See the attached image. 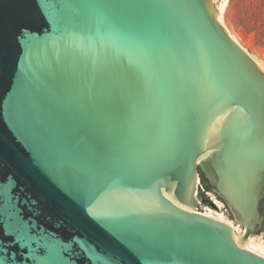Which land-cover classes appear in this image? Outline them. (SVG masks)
Returning a JSON list of instances; mask_svg holds the SVG:
<instances>
[{"label": "water", "instance_id": "95a60500", "mask_svg": "<svg viewBox=\"0 0 264 264\" xmlns=\"http://www.w3.org/2000/svg\"><path fill=\"white\" fill-rule=\"evenodd\" d=\"M263 215L264 71L212 0H0V264H264Z\"/></svg>", "mask_w": 264, "mask_h": 264}, {"label": "rangeland", "instance_id": "374dc122", "mask_svg": "<svg viewBox=\"0 0 264 264\" xmlns=\"http://www.w3.org/2000/svg\"><path fill=\"white\" fill-rule=\"evenodd\" d=\"M223 21L230 32L238 38L240 44L264 66V0H230L223 14ZM198 185L201 191H203L204 187L201 185V182ZM198 185L195 184L194 186L193 197L199 208L204 212L209 205L197 198ZM209 192L217 198L213 191H203L205 196L210 199L212 195H208ZM217 209L221 210L227 218L234 222L231 213L224 203L221 209L218 207ZM238 225L242 228L240 224ZM250 235L254 237L256 242L264 239V236L259 233L253 232Z\"/></svg>", "mask_w": 264, "mask_h": 264}, {"label": "bare ground", "instance_id": "6f19581e", "mask_svg": "<svg viewBox=\"0 0 264 264\" xmlns=\"http://www.w3.org/2000/svg\"><path fill=\"white\" fill-rule=\"evenodd\" d=\"M229 0H221L219 2H217L216 0H212V2L215 4L217 10H218V21L225 27V29L227 30V32L229 33L230 37L244 50L247 52V54L253 59V61L255 62V64L259 67V69H261L262 71H264V66L261 64V62H259L251 53H249L248 50H246L238 41V38L230 32V30L228 29V27L226 26L225 22L223 21V14L228 6V2ZM197 179V178H196ZM211 194V193H209ZM211 201L214 203V205H216L218 208H222L223 207V202L219 199H217L213 194H211ZM170 196V195H168ZM185 206V205H184ZM187 207V206H186ZM189 208V207H188ZM191 209V208H189ZM192 210V209H191ZM195 210V209H194ZM197 211V210H196ZM201 214H204L206 216L215 218L219 221L225 222L228 225L231 226V228H233L236 232H242L243 228H240L238 224H235L231 219L227 218L224 213L221 210L214 209L212 207L207 206L206 210L204 212L202 211H197ZM244 248H246L247 250L254 252L260 256L264 257V239L262 241L256 242L254 240V237L252 235H249V237L247 238V243L243 245Z\"/></svg>", "mask_w": 264, "mask_h": 264}, {"label": "flooded vegetation", "instance_id": "af4514ba", "mask_svg": "<svg viewBox=\"0 0 264 264\" xmlns=\"http://www.w3.org/2000/svg\"><path fill=\"white\" fill-rule=\"evenodd\" d=\"M198 171H199V172H198ZM198 171H197V179H196L195 184L198 185V183L201 181L202 184H203L205 187H207V186H210V187H211V189H210L209 191H213V187H212V185H211V184H205V177H204V175L200 172L199 169H198ZM213 192H214V191H213ZM209 193H210V192H209ZM209 193H208V195H210ZM214 193H215V192H214ZM215 194H216V196H217L218 199H222L217 193H215ZM210 197H211V196H210ZM208 199H209V198H208ZM209 200L211 201V198H210ZM38 210L40 211L39 214H38L39 219L45 221L46 216L44 215V210L41 209V208H39ZM28 214H30V212H28ZM263 221H264V215H263ZM49 224H50V225H53V222H49ZM65 232H67V231H65Z\"/></svg>", "mask_w": 264, "mask_h": 264}, {"label": "trees", "instance_id": "16d2710c", "mask_svg": "<svg viewBox=\"0 0 264 264\" xmlns=\"http://www.w3.org/2000/svg\"><path fill=\"white\" fill-rule=\"evenodd\" d=\"M204 188H205L206 191H209V190L211 189L210 186H207V187L204 186ZM203 201H206L207 203L211 204V201L208 199L207 196H205V197L203 198Z\"/></svg>", "mask_w": 264, "mask_h": 264}]
</instances>
